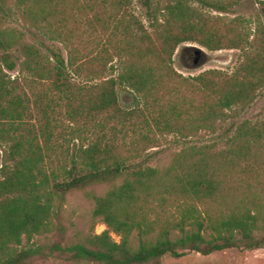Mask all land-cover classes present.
<instances>
[{
  "label": "trees",
  "instance_id": "obj_1",
  "mask_svg": "<svg viewBox=\"0 0 264 264\" xmlns=\"http://www.w3.org/2000/svg\"><path fill=\"white\" fill-rule=\"evenodd\" d=\"M135 1L0 0V264L55 252L76 264H159L264 248V121L224 130V148L203 141L264 88V1L251 21L238 9L252 0H137L148 24ZM187 42L239 49L241 62L183 76L173 57ZM171 135L197 141L154 162L148 151ZM102 184L89 194L107 230L36 242L69 193Z\"/></svg>",
  "mask_w": 264,
  "mask_h": 264
},
{
  "label": "rangeland",
  "instance_id": "obj_2",
  "mask_svg": "<svg viewBox=\"0 0 264 264\" xmlns=\"http://www.w3.org/2000/svg\"><path fill=\"white\" fill-rule=\"evenodd\" d=\"M260 1L264 0H252L250 4L242 6L238 9L239 13L247 16L251 21L256 19V14L263 7V3ZM135 12L141 16L146 24L147 19L144 15V10L141 8L137 0L134 2ZM216 13V12H214ZM233 17L234 14H229ZM12 24H16L15 18L10 19ZM97 42L100 44H106L108 42L109 34L98 32ZM96 42V43H97ZM49 45L55 46L60 49L65 58H67V49L65 46L58 41H48ZM194 47L203 49L205 53L206 63L195 66L194 65ZM100 49L96 48L95 50ZM241 50L239 49H223L219 51H210L207 48L201 46L195 42H187L179 46L174 54L173 65L175 69L183 76H197L208 70H221L223 72L231 74L238 67L241 62ZM15 75L16 73H10ZM122 93V91H121ZM122 105L128 107L133 104V100H120ZM244 120H249L253 123H261L264 121V88L258 93L256 99L249 105L244 111H242L238 117H233L228 122L227 126L216 134H206L203 141L214 145L216 148H224V130L228 134H232L237 124ZM231 126V128H230ZM221 134V135H220ZM197 140L190 139L183 143L176 142L174 136H169V141L162 144L161 146L151 148L148 153L159 152L156 157L157 160L168 163L175 152L179 151L183 146H189L196 143ZM73 144H71V147ZM260 163L257 166H263L264 168V153L260 156ZM255 173L248 172L244 177L249 181H254ZM260 178L264 181V169H261ZM110 188L109 184H102L98 186L89 187L85 190H79L76 192L69 193L66 201L62 206L60 215L55 219L54 229L47 234L37 236L36 242L42 245H50L53 243H59L66 245L71 242L78 230L82 229L90 231L92 225H95L93 232L100 234L108 227L101 221L92 219V212L94 209V200L90 194L101 195ZM90 193V194H89ZM264 196V193L260 195ZM112 237L116 241H120V236L111 232ZM48 252V250H47ZM27 264H76L67 259V255L55 252L48 256H37L29 260ZM93 264V263H83ZM159 264H264V248L254 249H242V248H229L223 251H216L209 255H203L201 253L192 252L186 256L180 258H174L166 256L159 261Z\"/></svg>",
  "mask_w": 264,
  "mask_h": 264
},
{
  "label": "water",
  "instance_id": "obj_3",
  "mask_svg": "<svg viewBox=\"0 0 264 264\" xmlns=\"http://www.w3.org/2000/svg\"><path fill=\"white\" fill-rule=\"evenodd\" d=\"M194 65L195 66H199V65H202V64H205L207 61H206V58L204 57L205 56V53L203 51V49L199 48V47H194Z\"/></svg>",
  "mask_w": 264,
  "mask_h": 264
}]
</instances>
